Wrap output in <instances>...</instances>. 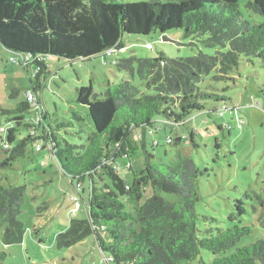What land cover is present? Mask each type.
Masks as SVG:
<instances>
[{"label": "trees", "instance_id": "16d2710c", "mask_svg": "<svg viewBox=\"0 0 264 264\" xmlns=\"http://www.w3.org/2000/svg\"><path fill=\"white\" fill-rule=\"evenodd\" d=\"M239 2L0 0V45L19 57L86 60L122 46L124 36L144 38L178 30L191 39V45L200 42L204 48L215 50L213 55L200 50L194 56L176 59L158 53L155 58L129 56L114 60L113 65L136 79L138 85L127 80L108 84L100 93L91 86L77 89L76 103L87 109L91 123V130L86 132L78 113H72L69 124H54L37 95L33 84L41 90L40 77L49 73L46 60L23 65L31 85L29 93L36 96L44 114L31 133L34 118L27 121L31 113L27 94L13 110L0 111V117H5L0 129L6 128L0 131V148L5 155L0 167L12 168L14 162L25 157L29 144H39L37 151L48 149L71 185L75 182V190L82 189L84 178L90 185L86 218L73 219L68 229L55 238L58 250L93 237L99 250L107 254L105 264H193L197 260L203 264L199 257L202 252L211 254L208 264H264L263 240L231 253L240 239L251 233V227H197L196 184L206 169L201 172L187 156L176 167L154 163L155 157L145 149L147 136L162 128L158 123L179 130L197 115L224 116L233 106L232 100L222 94L227 87L219 89L213 83L230 80L242 57L264 68V0H246L244 5L259 21L246 19ZM146 48L151 50L152 45L147 43ZM68 126L75 128L74 133L65 131ZM224 129L218 125L219 131ZM24 130L26 136L22 135ZM194 137L191 132L189 143L197 148ZM166 141L173 142L170 137ZM158 145L153 141L152 149ZM138 148L145 155L133 167L131 156ZM118 159L124 162L122 166L116 164ZM121 169L125 170L123 174ZM127 172L132 173L130 181ZM24 191V187L3 186L0 181L4 247L23 241L24 227L18 215ZM242 197L251 202L252 209L258 207L257 221L264 228V189L243 192ZM235 210L229 220L240 223L245 211L239 206ZM6 255L0 249V264Z\"/></svg>", "mask_w": 264, "mask_h": 264}, {"label": "rangeland", "instance_id": "374dc122", "mask_svg": "<svg viewBox=\"0 0 264 264\" xmlns=\"http://www.w3.org/2000/svg\"><path fill=\"white\" fill-rule=\"evenodd\" d=\"M151 1L168 0H118L121 4ZM245 3L246 0L239 2L244 17L259 21L258 16L246 11ZM163 38L167 40L163 41ZM147 43L152 45L151 50L146 48ZM114 49L115 52L121 51L114 52L112 56L105 54L86 60L69 61L51 56L46 59L49 73L40 77L41 90H37L35 83L33 85L54 124H69L72 113H78L84 120L81 127L85 132L91 130L87 109L76 103V91L81 87L91 86L95 93H100L108 84L117 85L122 81L138 85L136 79H131L113 65L116 59L129 56L155 58L158 53H164L168 59H176L194 56L200 50L207 55H213L215 51L204 48L200 42L191 45V39L186 38L182 30L170 31L162 36L155 33L144 38L124 36L122 46ZM11 59L20 61L18 55L0 45V111L13 110L17 103L25 101L27 92L31 91L23 65L13 63ZM229 77L230 80L213 83V86L219 89L227 87L222 94L231 98L234 111L230 106L222 117L217 113L209 117L197 115L195 120L187 122L179 130L158 123L162 128L156 134L147 136L145 149L155 157L154 163L176 167L181 158L187 156L201 172L207 170L196 184L199 198L195 204L197 227L199 230L230 229L234 225L251 227V233L240 239L232 253L237 248L264 241V228L257 221L259 209H252L251 202L242 197L243 192L258 193L264 189V68L256 61L249 62L242 57L238 70ZM32 119L31 112L27 121ZM4 123L5 117H0V126ZM218 125L225 129L219 131ZM65 131L72 134L75 128L68 126ZM191 132L197 148L189 143ZM22 135L26 136L27 131L24 130ZM181 135L184 138L181 139ZM168 137L173 141L171 144L166 141ZM67 139L79 143L72 137ZM153 141L159 145L152 149ZM144 155L143 149L136 150L130 161L133 167ZM4 158L0 148V163ZM116 164L122 166L124 162L118 159ZM121 170L123 174L125 170ZM128 176L130 181L132 173L129 172ZM0 181L3 186L25 188L18 215L24 227L23 241L4 247L1 243L3 227H0V249L7 254L1 264H105L107 254L99 250L93 237L70 248L58 250L55 245V238L68 229L73 219L86 218L84 207L88 205L90 193L86 178L83 179L82 189L75 190V182L71 185L70 178L60 171L48 149L38 152L34 145L29 144L25 157L14 162L12 168L0 167ZM166 198L175 200L171 196ZM238 201L244 205H239ZM78 206L81 207L79 211ZM236 206L245 211L240 223L229 220L235 214ZM199 257L203 264H208L212 258L209 252H202ZM193 264L202 263L197 260Z\"/></svg>", "mask_w": 264, "mask_h": 264}, {"label": "built area", "instance_id": "2783aa9c", "mask_svg": "<svg viewBox=\"0 0 264 264\" xmlns=\"http://www.w3.org/2000/svg\"><path fill=\"white\" fill-rule=\"evenodd\" d=\"M147 48H150V45H147ZM114 49H110L108 50L107 52H105L104 54L108 55V56H111L112 53H113ZM47 58V57H46ZM45 61L46 59H42V58H31V57H20V61L19 60H16V59H11V62H16V63H21L22 65H26L27 63H38V64H41L42 61ZM37 72H35L36 74ZM27 99L29 101V103L31 104V112L33 113V123H34V126L31 127L30 129V132L31 133H34L36 131V126L37 124H39L41 122V116L42 114H44V108L42 107V105L37 101V98L35 95H33V93H27ZM9 125V124H8ZM6 125V126H8ZM6 128L3 127L0 129V131H5ZM4 148L7 149L8 147L6 145H4ZM36 150L37 149H40V145L37 144L35 146ZM44 164V163H43ZM77 187H79V185H77Z\"/></svg>", "mask_w": 264, "mask_h": 264}, {"label": "crops", "instance_id": "0c3cea01", "mask_svg": "<svg viewBox=\"0 0 264 264\" xmlns=\"http://www.w3.org/2000/svg\"><path fill=\"white\" fill-rule=\"evenodd\" d=\"M84 208H85V207H84ZM80 209H81V207H80V206H78V211H79ZM84 242H85V241H84ZM84 242H83V243H84Z\"/></svg>", "mask_w": 264, "mask_h": 264}, {"label": "water", "instance_id": "95a60500", "mask_svg": "<svg viewBox=\"0 0 264 264\" xmlns=\"http://www.w3.org/2000/svg\"><path fill=\"white\" fill-rule=\"evenodd\" d=\"M162 40H163V41H166L167 39L163 38Z\"/></svg>", "mask_w": 264, "mask_h": 264}, {"label": "clouds", "instance_id": "9594fccd", "mask_svg": "<svg viewBox=\"0 0 264 264\" xmlns=\"http://www.w3.org/2000/svg\"><path fill=\"white\" fill-rule=\"evenodd\" d=\"M115 50V49H114Z\"/></svg>", "mask_w": 264, "mask_h": 264}]
</instances>
